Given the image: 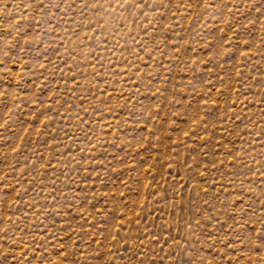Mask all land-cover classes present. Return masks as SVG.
<instances>
[{"label":"rangeland","instance_id":"obj_1","mask_svg":"<svg viewBox=\"0 0 264 264\" xmlns=\"http://www.w3.org/2000/svg\"><path fill=\"white\" fill-rule=\"evenodd\" d=\"M264 0H0V264H264Z\"/></svg>","mask_w":264,"mask_h":264},{"label":"snow or ice","instance_id":"obj_2","mask_svg":"<svg viewBox=\"0 0 264 264\" xmlns=\"http://www.w3.org/2000/svg\"><path fill=\"white\" fill-rule=\"evenodd\" d=\"M257 239H261V242L262 243H264V238H262L261 236H260V234H257V237H256Z\"/></svg>","mask_w":264,"mask_h":264}]
</instances>
